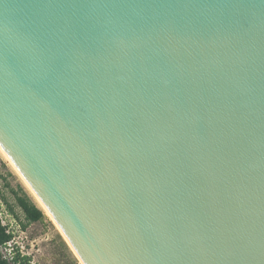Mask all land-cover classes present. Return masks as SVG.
Wrapping results in <instances>:
<instances>
[{"label":"water","instance_id":"1","mask_svg":"<svg viewBox=\"0 0 264 264\" xmlns=\"http://www.w3.org/2000/svg\"><path fill=\"white\" fill-rule=\"evenodd\" d=\"M0 145L84 264H264V0H0Z\"/></svg>","mask_w":264,"mask_h":264},{"label":"rangeland","instance_id":"2","mask_svg":"<svg viewBox=\"0 0 264 264\" xmlns=\"http://www.w3.org/2000/svg\"><path fill=\"white\" fill-rule=\"evenodd\" d=\"M24 192L44 211L45 218L28 224L18 204V196ZM0 211L13 223L16 237L14 245L31 257L32 264H83L60 233L53 220L33 193L17 174L10 162L0 152Z\"/></svg>","mask_w":264,"mask_h":264},{"label":"trees","instance_id":"3","mask_svg":"<svg viewBox=\"0 0 264 264\" xmlns=\"http://www.w3.org/2000/svg\"><path fill=\"white\" fill-rule=\"evenodd\" d=\"M18 204L23 210L26 222L23 223L25 228L28 224L41 221L45 218L44 211L32 200V198L24 192V196H18ZM14 234L7 232V226L2 224L0 219V247L13 238ZM0 264H32L31 257L22 256L19 247H16V253L13 255V260L9 261L4 258L0 251Z\"/></svg>","mask_w":264,"mask_h":264},{"label":"built area","instance_id":"4","mask_svg":"<svg viewBox=\"0 0 264 264\" xmlns=\"http://www.w3.org/2000/svg\"><path fill=\"white\" fill-rule=\"evenodd\" d=\"M0 219L2 221V224L7 226V232H11L14 234L13 238L10 241L6 242L4 245H2L0 247V251L3 255V257L8 259L9 261H12L13 255L16 253V247H18L16 245H14L15 237L17 235L15 232L16 228H14L13 223L9 222L6 218V216H4V214H2L1 211H0ZM19 251H20L22 256L26 255L24 247H22V248L19 247Z\"/></svg>","mask_w":264,"mask_h":264},{"label":"bare ground","instance_id":"5","mask_svg":"<svg viewBox=\"0 0 264 264\" xmlns=\"http://www.w3.org/2000/svg\"><path fill=\"white\" fill-rule=\"evenodd\" d=\"M0 152L3 154V156L10 162V164L12 165V167L15 169V171L17 172V174L22 178V180L24 181V183L26 184V186L29 188V190L33 193V195L36 197V199L38 200V202L42 205V207L45 209L46 213L49 215V217L53 220L54 224L56 225V227L58 228V230L60 231V233L63 235V237L65 238V240L68 242V244L70 245V247L72 248V250L75 252L73 246L70 244L69 240L67 239V237L65 236V234L63 233L62 229L60 228L59 224L57 223V221L55 220V218L52 216L51 212L48 210V208L45 206V204L43 203V201L41 200V198L37 195V193L34 191V189L32 188V186L29 184V182L26 180V178L23 176V174L20 172V170L17 168V166L15 165V163L11 160V158L9 157V155L6 153V151L3 149V147L0 145ZM75 254H77L75 252ZM78 256V255H77ZM79 258V257H78ZM80 259V258H79ZM80 261L83 263V261L80 259ZM84 264V263H83Z\"/></svg>","mask_w":264,"mask_h":264}]
</instances>
